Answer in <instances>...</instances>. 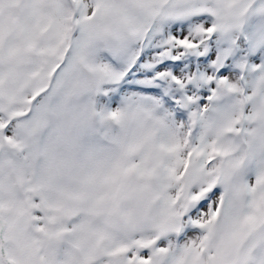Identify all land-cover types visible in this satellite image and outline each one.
Wrapping results in <instances>:
<instances>
[{"label": "snow or ice", "instance_id": "obj_1", "mask_svg": "<svg viewBox=\"0 0 264 264\" xmlns=\"http://www.w3.org/2000/svg\"><path fill=\"white\" fill-rule=\"evenodd\" d=\"M0 264H264V0H0Z\"/></svg>", "mask_w": 264, "mask_h": 264}]
</instances>
